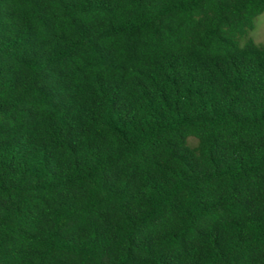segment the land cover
<instances>
[{
  "label": "trees",
  "instance_id": "16d2710c",
  "mask_svg": "<svg viewBox=\"0 0 264 264\" xmlns=\"http://www.w3.org/2000/svg\"><path fill=\"white\" fill-rule=\"evenodd\" d=\"M262 13L0 0V264H264Z\"/></svg>",
  "mask_w": 264,
  "mask_h": 264
},
{
  "label": "rangeland",
  "instance_id": "374dc122",
  "mask_svg": "<svg viewBox=\"0 0 264 264\" xmlns=\"http://www.w3.org/2000/svg\"><path fill=\"white\" fill-rule=\"evenodd\" d=\"M247 39H252L259 45L264 44V13L256 17L255 26L248 32ZM245 42L246 39L242 41V44Z\"/></svg>",
  "mask_w": 264,
  "mask_h": 264
}]
</instances>
